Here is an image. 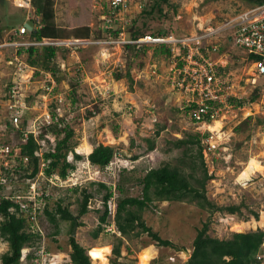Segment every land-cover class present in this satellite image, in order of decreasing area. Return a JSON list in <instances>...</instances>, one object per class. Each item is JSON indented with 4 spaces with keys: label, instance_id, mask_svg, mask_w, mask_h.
Segmentation results:
<instances>
[{
    "label": "rangeland",
    "instance_id": "374dc122",
    "mask_svg": "<svg viewBox=\"0 0 264 264\" xmlns=\"http://www.w3.org/2000/svg\"><path fill=\"white\" fill-rule=\"evenodd\" d=\"M50 1L54 25L61 33L69 35L67 39L76 40L71 35L86 26L97 31L99 21L104 20L106 25L108 20L107 17H101V14L109 0ZM124 1L127 3L124 9L126 13L120 12L117 15L118 18L122 17L118 27L122 26L126 32L127 21L130 22L132 16L142 10L144 5L138 0ZM249 7L250 4L241 0H168L167 4L161 6L168 22L162 21L160 14L153 13L151 17L137 19L136 28L154 32L155 36L158 30L164 29L168 32L165 37H201L226 24L228 18L239 22L237 17ZM33 17L32 0H0V43L13 40L11 36H14L15 29ZM111 28L115 31L117 23H113ZM229 32L221 31L208 36L201 43L204 47L206 44L217 43L219 48L221 46L224 49L221 53L208 52L205 58L216 65L214 68L218 73L217 67L225 68V73L216 74V81L210 86L220 94L223 103L219 117L205 123H196L187 114V106L196 96L197 90L195 85L190 86V79H186L182 71L184 68L185 72L199 68L198 65L194 66L197 63L194 59L197 45L188 44V48L182 50L175 47L173 51L170 50V56H166L162 51H156V44L147 43L148 49L139 58L130 51H124L122 45L105 43H96L93 47L83 46L87 48L82 52L69 53L65 57L59 53L56 65L63 75H60L59 81L51 79L54 90L49 95L46 93L44 102L39 99L41 87L45 79L49 81L50 75L35 78V69L16 63L13 59L18 57L19 61H23L25 55L16 56L17 50L13 47H0V128L7 116L3 102L6 88L13 83L21 84L23 91L26 90L23 94L30 95L27 106L31 104V109L25 114V129L36 136L41 132L38 125L51 123V111L55 109L58 113L56 118L62 119L64 123L59 127L66 125L73 132L70 141L74 148L73 152L68 153V161H74V154L82 156L81 160L75 162L76 169L69 174L63 187H49L52 197L47 208L53 210L55 201L60 199L62 205L68 206L70 212L76 215L79 210L77 200L83 191L93 194L88 202V212L75 219L73 227L69 222L59 220L58 231L55 232L57 229L44 215L36 212L35 218L31 219L32 229L41 235V240L32 247L24 248L19 264H67L71 252L68 243L70 233L85 248L91 264L96 263L88 255L89 248L108 246L109 264L114 238L104 233L93 238L98 216L104 210L102 197L105 194V190L99 189L96 183H105L114 190L123 177L126 180L124 191L130 196L140 197L142 186L138 180L150 169L164 164L178 166L179 159L183 158V149L174 147V141L196 133L206 136L202 137L201 144L203 161L210 176L205 184L207 200L220 207L237 205L240 214L231 215L222 211L211 213L188 200L154 201L141 216L153 232L172 242L175 247H159L146 234L130 236L122 239L120 260L128 264H139L140 254L146 252L147 264H184L191 255L192 241L197 231L206 222L209 224L206 234L217 239H227L233 233L264 231V78L255 79V87L254 66L246 62L243 50L226 41ZM189 55H192L191 60L188 59ZM9 60L13 64H9ZM180 62L181 67L178 65ZM127 69L132 81L126 77L119 80L115 78L116 73L124 75ZM255 90L258 91L257 97L249 101ZM230 97L244 100V104L238 107L229 101ZM217 122L220 126L215 128ZM45 138L48 142L43 141L40 155L52 149L56 142L52 133ZM205 138H211L208 144L215 147L211 151H208L209 145L203 141ZM3 139H7L9 144L18 142L17 133L10 129H0V140ZM148 141L153 142V150L148 149ZM84 144H89L86 153L80 148ZM98 144L119 148L117 156L105 169H98L87 160ZM189 148L186 160L188 164L193 161L196 167L193 171L191 167L181 168L185 174L190 172L199 178L201 169L196 155L198 148L193 145ZM14 149L18 150V147ZM0 155L5 154L1 152ZM38 176L41 178L36 179V185L41 186L43 176ZM13 179L12 184L1 180L3 188L0 194L14 195L15 201H18L16 199L19 195L29 196L30 185L35 180L28 181L19 176ZM74 188H77L76 192L72 191ZM116 197L114 195L109 202L111 210L115 208ZM40 203L43 204L42 201ZM252 212L258 215L257 220ZM241 223H246L243 229L233 230ZM116 234L120 235L118 232ZM7 250V243L0 238V264L1 256ZM41 250L44 254L39 258L34 255Z\"/></svg>",
    "mask_w": 264,
    "mask_h": 264
},
{
    "label": "trees",
    "instance_id": "16d2710c",
    "mask_svg": "<svg viewBox=\"0 0 264 264\" xmlns=\"http://www.w3.org/2000/svg\"><path fill=\"white\" fill-rule=\"evenodd\" d=\"M247 4L258 5L264 3V0H241ZM168 0H151L143 7L135 16H132L130 22L126 27V38L129 40H137L149 34L152 37H165L168 32L164 29H160L154 35V32H147L142 30V28H136L137 19L151 17V14H160V19L164 22H168L166 19V14L162 12L161 6L167 4ZM32 5L34 7V17L31 19L34 23V28L31 32H26L23 35H16L14 31V36H11L13 40L18 41H31L39 42L44 39L46 40H67V35H64L60 30L54 25L53 22V9L52 1L50 0H32ZM23 8V7H21ZM101 15H107L109 18L113 17L112 12L104 6ZM24 9V8H23ZM26 9V8H25ZM39 18V19H38ZM37 19V20H35ZM130 19V17H129ZM23 23L21 24V26ZM105 21H99V27L97 31H92L89 27L80 28L77 32L71 36L77 39H93L101 40L105 39L108 31L104 28ZM145 24H143V29ZM112 32V31H111ZM119 30H115L113 36H117ZM74 39V38H72ZM156 51L163 52L166 56H170V47L166 44L157 45ZM87 48V47H86ZM86 48H77L76 52L80 53ZM89 49V48H88ZM124 51L132 52V54L139 58L148 49L147 44H143L137 48L136 44H126L123 46ZM241 50V49H240ZM224 49H218V52H223ZM202 54L206 56L204 52V46L201 47ZM63 54L62 56L70 53V50L58 47L54 48L51 46H30V47H20L16 51V55L21 57L25 55L24 64L29 68L35 69L34 77L44 78V75L49 74V81L43 82L42 85L48 86L51 84V79H56L59 81L61 69L56 65L58 54ZM246 54V53H245ZM248 61H262L264 63V58L258 54H246ZM180 67L182 62L178 64ZM219 73L217 75H223L225 73V68H219ZM122 77L128 78L130 81V72L127 69L124 75L120 73L115 74L117 80ZM264 78V74L257 77ZM9 86V85H8ZM7 90L8 91V87ZM256 87V81H255ZM42 91V90H41ZM43 92V91H42ZM39 93V92H38ZM53 93V92H52ZM73 94V93H72ZM258 91L255 90L249 101H254L257 97ZM229 101L233 102L238 107L244 104V100L230 97ZM27 112V111H26ZM26 112L20 117L19 127H15L12 124L11 119L7 116L2 121L1 131H6L7 129L15 131L17 133L18 142L10 144L7 139L0 140L2 144L9 146L11 148V153L9 154L7 160L10 164L5 166L4 160L0 161V190L3 188L4 180L12 184L13 178L19 176L27 179L28 181H33L40 170L41 164L44 163V175L45 177L57 176L59 180H66L69 174L76 169V161L82 159V156L78 154L73 155V162L68 161L67 156L69 152H73V146L71 145V138L73 136L72 130L65 126L59 127L62 119H58L55 122L54 118L58 115L57 111L53 109L51 111L52 118L49 124H40L38 128L41 132L35 136L33 133H29L25 141H22L23 131L26 130ZM89 115H92L91 113ZM21 119L23 121L21 122ZM64 124V123H63ZM52 133L56 142L52 149L46 150L43 153L41 151V141L48 140L45 138L47 134ZM61 136V137H60ZM202 136L199 133L194 135H188L186 138L176 139L173 143L174 147L182 148L183 158L179 159L178 166L171 164H164L159 168L150 169L145 173V175L138 180L141 184V196H130L124 191V181L123 177L115 185L114 190L111 186L105 183H96L99 189H104L105 194L102 197V204L104 206L103 212L98 216V225L93 232V238H97L100 233L110 235L114 238L111 248V257L109 264H128L120 260L121 256V246L122 239L132 237H138L141 234H146L151 238L159 247H172L174 244L167 239H162L156 232L148 227L143 220L141 213L150 208L154 201H166V202H180L188 200L195 202L200 208L207 209L211 213L213 212H226L228 214H240V207L237 205L230 206H216L212 202L208 201L205 194V184L210 176L207 174V170L203 161L202 155ZM148 149L153 150V142L148 141ZM196 146L197 157L199 159V166L201 169L199 178H196L190 172L185 174V171L181 167H191L193 171L196 164L191 161L188 164L186 158L188 157V151L190 146ZM18 147L17 157H13L12 152L14 148ZM119 148H113L109 146H104L98 144L94 146L92 152L88 155V162L98 169H105L112 160L117 156ZM27 158V163H22V160ZM133 159H136L134 157ZM126 170H122L125 172ZM197 185V186H195ZM51 188L57 186H50ZM59 188V187H58ZM77 191V188L72 190ZM15 192V191H14ZM47 196H43V206L41 213L44 215L45 219L50 222L55 229L58 228L59 220L66 221L70 223L73 227L75 219L80 218L88 212V202L92 199L93 194L87 191H83L80 199L77 200L79 203V210L76 215H73L68 206H63L59 201L56 200L54 209L50 210L47 208L48 201L52 195L50 194V188H45L42 191ZM114 195L118 196L115 202V213L111 217L108 213V202L113 199ZM40 215V213H39ZM253 217L257 220L258 215L252 212ZM30 215L26 214L19 204L15 202L12 196H4L0 194V238L7 243L8 250L1 256V264H19L21 258V252L26 247H32L37 242L41 240V235L34 229H32V222L29 218ZM113 224L115 232H107L106 226ZM208 222L203 224V227L197 231L196 236L192 241V252L188 260L184 264H264V231L256 230L255 232L249 233H233L227 239H217L210 237L206 234ZM58 229L55 231L57 232ZM54 232V233H55ZM71 232V228H70ZM118 232L120 235L116 234ZM70 246V261L67 264H91L89 257L86 254L85 248L80 246L75 239L71 236L69 237ZM175 247V246H174ZM47 251V250H46ZM156 261V260H154Z\"/></svg>",
    "mask_w": 264,
    "mask_h": 264
},
{
    "label": "built area",
    "instance_id": "2783aa9c",
    "mask_svg": "<svg viewBox=\"0 0 264 264\" xmlns=\"http://www.w3.org/2000/svg\"><path fill=\"white\" fill-rule=\"evenodd\" d=\"M141 4L145 6V4L149 3L150 0H138ZM107 6V9L112 12L113 17L109 18L107 15H102L101 17H107L108 20H106L105 30L108 31V34L106 35L105 39L101 40H93V39H67V40H42L39 42H31V41H18V40H8L3 41L0 43V47L7 48V47H13L15 50H18L20 47H30V46H51L54 48L63 47L68 50H70V53L76 52L77 48H84L83 46L87 47H93L96 45V43H105L110 45H122V47L126 44H136L137 48L140 47L143 44L152 43L156 45L160 44H166L171 46V51L176 47V49H179V47L182 49L188 48L189 45H197V47L194 49L195 60H197V63L194 65L195 67L198 65V69H192L185 72V68L182 70L184 73V76L186 79H190V86L195 85L196 86V96L193 98V100H190L187 108V114L191 118L192 121L196 123H205L208 121H214L218 119L219 112L221 109V106L223 105L222 100L220 99V94H217L215 90H213L210 86L211 84L215 83L216 81V74L218 73L217 70L214 68L216 65L212 63L209 59L205 58L206 56L203 55L201 52V43L202 40L207 39L208 36H213L214 34H218L221 31H230L226 36V41L229 44L234 45L235 47H239L241 50H243L246 54H258L261 55L264 58V3L258 4V5H251L248 9H245V12L243 11L238 16L237 19L239 22H235L234 20H226V24L221 25L217 27L215 30H212L211 32L206 33L205 35L201 37H191V38H175L173 36L168 37H152L149 35H146L142 38H139L137 40H129L126 38V34L124 32L123 27H118L119 24L122 21V17L118 18V15L120 12H123L125 14V7L127 6V3L124 0H109L108 4H105ZM141 6V5H140ZM122 14V15H123ZM125 21V20H123ZM117 23V29L119 30L117 36H113L114 30H112L111 26L113 23ZM128 23V21H127ZM116 29V30H117ZM112 31V32H111ZM26 32H29L28 25L25 23L22 26H20L17 31L15 32L16 35H23L26 34ZM183 47V48H182ZM204 52L207 55L208 52L213 53L217 52L219 47L218 44H206L204 47ZM189 52H192L189 50ZM16 55V54H15ZM180 55V54H178ZM193 55V54H192ZM192 55H189L188 59L191 60ZM17 56V55H16ZM180 57V56H177ZM14 61L20 62L21 65L26 66L24 62L21 60H18V57H13ZM246 62L248 61V57H245ZM253 64V70L255 71V78L253 79V82L255 84V79H257L258 76L264 74V63L262 61H248ZM9 64H13L11 60H9ZM33 75L31 78H29V81H31ZM28 81V82H29ZM26 85V84H24ZM23 85V86H24ZM8 91L4 95V104L6 108V115L11 119L12 124L15 127H19L20 125V117L28 110L31 109V104L28 103L27 106V99L30 95L23 94V88L21 84L13 83L8 86ZM41 90L43 91L40 96V101L47 97L46 93L49 95L54 90V85L52 83L48 86H42ZM37 91V90H35ZM46 95V96H45ZM38 96V97H39ZM44 102V101H43ZM6 116V117H7ZM59 118H54L55 122L59 123ZM30 130H24L23 131V140L25 141L28 137V134L30 133ZM33 133V132H31ZM34 134V133H33ZM206 137V136H205ZM204 143L208 144L211 141V138H205ZM41 146H44L43 141L39 143ZM209 145V144H208ZM215 147L210 144L208 147V151H211V149H214ZM4 153V156L0 155V159L2 158L4 160V165L7 166L10 164V161L7 160L9 154L11 153V148L9 146H6L4 144L0 145V153ZM13 157H17L18 150L13 149L12 152ZM8 163H7V162ZM27 158H24L22 160V163H27ZM42 168L45 167V165L42 163ZM110 166V165H109ZM41 173H38V175L43 176V183L41 186L36 185L38 184L36 182V179L41 178L37 175V177L34 179L35 181L30 185V193L29 196H17L18 201H15L19 204V207L21 210H23L26 214H29V218H35L36 212L39 214L41 212V208L43 204L41 205L40 201L43 202V196H47L48 194H44L42 191L45 190V188H48L50 186H59L63 187L64 183L67 180L60 181L57 176L53 175L50 177H45L44 170L41 169ZM45 179V180H44ZM4 181V180H3ZM16 193V192H15ZM7 197V196H6ZM14 198V195H12ZM25 198V200H21ZM15 199V198H14ZM41 207V208H40ZM111 216H113V211L110 210ZM107 232H115V228L113 224L106 226ZM41 254H44V251H38L34 255L40 256ZM37 259V258H36Z\"/></svg>",
    "mask_w": 264,
    "mask_h": 264
},
{
    "label": "bare ground",
    "instance_id": "6f19581e",
    "mask_svg": "<svg viewBox=\"0 0 264 264\" xmlns=\"http://www.w3.org/2000/svg\"><path fill=\"white\" fill-rule=\"evenodd\" d=\"M220 126L219 122L215 123L214 127L218 128ZM89 145V144H88ZM84 144L80 148L85 153L89 151V146ZM78 149V148H77ZM79 150V149H78ZM246 223L238 224L233 230L239 231L245 227ZM235 226V225H234ZM110 253V248L108 246H100V247H91L88 250V255L91 260L96 264H107V255ZM139 264H147L148 255L146 252L140 254Z\"/></svg>",
    "mask_w": 264,
    "mask_h": 264
},
{
    "label": "clouds",
    "instance_id": "9594fccd",
    "mask_svg": "<svg viewBox=\"0 0 264 264\" xmlns=\"http://www.w3.org/2000/svg\"><path fill=\"white\" fill-rule=\"evenodd\" d=\"M27 21H31V20H27ZM27 21H26V22H27ZM26 22H24V24H25ZM32 22H33V21H32ZM33 28H34V23H33L32 30H33ZM117 30H118V29H117ZM29 32H31V31H29ZM125 34H126V33H125ZM41 165H42V164H41ZM108 166H109V165H108ZM108 166H107V167H108ZM42 167H43V166H41V169H42ZM44 168H45V167H44ZM44 168H43V170H44ZM39 172H40V170H39ZM58 179H59V178H58ZM68 179H69V178H67L66 180H68ZM60 181H64V180H60ZM75 185H76V184H75ZM75 185H74V186H75ZM57 187H58V186H57ZM59 188H60V187H59ZM109 202H110V201H109ZM109 202H108V213H109L110 216H111V213H110V210H111V209H109V206H110ZM115 207H116V205H115ZM88 208H89V206H88ZM112 211H113V216H114L115 208H114V210H112ZM113 216H111V217H113ZM23 250H24V249H23ZM23 250H22V251H23ZM34 254H35V253H34ZM39 257H40V256H38V258H39ZM21 258H22V252H21Z\"/></svg>",
    "mask_w": 264,
    "mask_h": 264
},
{
    "label": "water",
    "instance_id": "95a60500",
    "mask_svg": "<svg viewBox=\"0 0 264 264\" xmlns=\"http://www.w3.org/2000/svg\"><path fill=\"white\" fill-rule=\"evenodd\" d=\"M26 24L28 25V30L32 31L33 22L32 21H27Z\"/></svg>",
    "mask_w": 264,
    "mask_h": 264
}]
</instances>
